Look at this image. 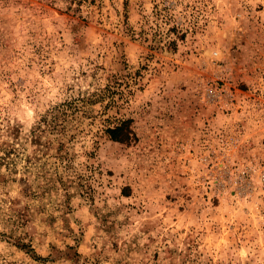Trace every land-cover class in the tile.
<instances>
[{
  "label": "rangeland",
  "instance_id": "1",
  "mask_svg": "<svg viewBox=\"0 0 264 264\" xmlns=\"http://www.w3.org/2000/svg\"><path fill=\"white\" fill-rule=\"evenodd\" d=\"M263 178L264 0H0V264H264Z\"/></svg>",
  "mask_w": 264,
  "mask_h": 264
},
{
  "label": "trees",
  "instance_id": "2",
  "mask_svg": "<svg viewBox=\"0 0 264 264\" xmlns=\"http://www.w3.org/2000/svg\"><path fill=\"white\" fill-rule=\"evenodd\" d=\"M129 121H122L117 126L106 129V135L111 141L125 142L130 140Z\"/></svg>",
  "mask_w": 264,
  "mask_h": 264
},
{
  "label": "built area",
  "instance_id": "3",
  "mask_svg": "<svg viewBox=\"0 0 264 264\" xmlns=\"http://www.w3.org/2000/svg\"><path fill=\"white\" fill-rule=\"evenodd\" d=\"M264 179V178H263ZM263 182H264V180H263Z\"/></svg>",
  "mask_w": 264,
  "mask_h": 264
}]
</instances>
